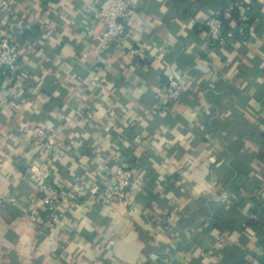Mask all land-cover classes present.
Segmentation results:
<instances>
[{
    "label": "crops",
    "instance_id": "0c3cea01",
    "mask_svg": "<svg viewBox=\"0 0 264 264\" xmlns=\"http://www.w3.org/2000/svg\"><path fill=\"white\" fill-rule=\"evenodd\" d=\"M98 0H17L0 38L21 47L20 81L0 79V264H264V0H131L126 35L100 53ZM251 17L243 38L239 18ZM224 17L215 47L204 25ZM185 92L160 108L168 75ZM56 134L51 152L31 129ZM131 166L137 212L84 183ZM60 192L44 227L35 178Z\"/></svg>",
    "mask_w": 264,
    "mask_h": 264
},
{
    "label": "built area",
    "instance_id": "2783aa9c",
    "mask_svg": "<svg viewBox=\"0 0 264 264\" xmlns=\"http://www.w3.org/2000/svg\"><path fill=\"white\" fill-rule=\"evenodd\" d=\"M17 0H0V9H8L15 5ZM134 4L131 0H98L95 13L100 27L98 34L100 40V53H108L121 43L126 35V25L132 13ZM239 18L237 21L240 36L245 35L251 17L247 8L237 6ZM207 34L215 47L227 44L230 34L225 32V24L220 17H211L204 23ZM21 47L18 42L8 40L4 35L0 38V79L6 83L20 81ZM185 92V79L173 74L168 75L160 91V108L169 110L180 101ZM56 134L45 126L31 129L32 144L40 153L51 152L54 148ZM35 182L38 186L39 197L44 214V227L48 230L61 224L59 213L60 192L57 186L48 182L43 173H39ZM138 183L135 170L129 165L116 166L105 169L84 183L86 191L95 199L105 205H120L129 213L137 212L134 202L130 197L132 190ZM13 197H0V207L5 204H15Z\"/></svg>",
    "mask_w": 264,
    "mask_h": 264
},
{
    "label": "trees",
    "instance_id": "16d2710c",
    "mask_svg": "<svg viewBox=\"0 0 264 264\" xmlns=\"http://www.w3.org/2000/svg\"><path fill=\"white\" fill-rule=\"evenodd\" d=\"M237 6H238V4L234 2V10H235V11H234V12H235V13H234V16H235L236 18H238ZM220 18L223 19V21H224V24H225V32H226V34H230L231 30H230V28H229L227 22L225 21L224 17L221 16ZM250 22H251V21H250ZM250 22L248 23V29H247V31L249 30ZM237 28H238V26L236 27V29L232 30V37H233V38H236V39L243 38V36H240L239 31H238ZM229 38H230V37H229Z\"/></svg>",
    "mask_w": 264,
    "mask_h": 264
}]
</instances>
